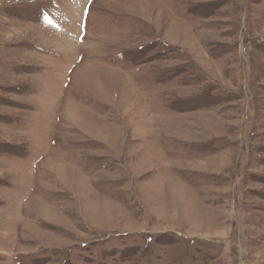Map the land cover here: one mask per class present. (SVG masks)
<instances>
[{"label": "rangeland", "instance_id": "rangeland-1", "mask_svg": "<svg viewBox=\"0 0 264 264\" xmlns=\"http://www.w3.org/2000/svg\"><path fill=\"white\" fill-rule=\"evenodd\" d=\"M0 264H264V0H0Z\"/></svg>", "mask_w": 264, "mask_h": 264}]
</instances>
